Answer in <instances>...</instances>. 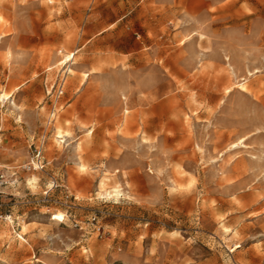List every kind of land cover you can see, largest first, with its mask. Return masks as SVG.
Listing matches in <instances>:
<instances>
[{"label": "rangeland", "instance_id": "obj_1", "mask_svg": "<svg viewBox=\"0 0 264 264\" xmlns=\"http://www.w3.org/2000/svg\"><path fill=\"white\" fill-rule=\"evenodd\" d=\"M0 165V264H264V0H0Z\"/></svg>", "mask_w": 264, "mask_h": 264}, {"label": "built area", "instance_id": "obj_2", "mask_svg": "<svg viewBox=\"0 0 264 264\" xmlns=\"http://www.w3.org/2000/svg\"><path fill=\"white\" fill-rule=\"evenodd\" d=\"M61 52V51H60ZM62 53V52H61ZM75 53L72 52L68 55H66V62H64V65L66 66L65 69L62 71V73L58 76L56 82L49 88L48 94L55 97L56 101L64 94L65 92V83H66V76L68 73V63L71 59L74 58ZM57 108L56 102L54 103L53 107V116L55 115ZM41 155H42V149H37L35 155L33 156L32 160L27 163L24 168L28 170H43L44 165L40 164L41 162ZM10 179L6 173V171L1 167L0 165V221L2 222H13L14 218L12 214L6 213L3 211V204L1 200V195L3 194L2 189L9 184Z\"/></svg>", "mask_w": 264, "mask_h": 264}, {"label": "crops", "instance_id": "obj_3", "mask_svg": "<svg viewBox=\"0 0 264 264\" xmlns=\"http://www.w3.org/2000/svg\"><path fill=\"white\" fill-rule=\"evenodd\" d=\"M74 53H75V52H74ZM69 54H70V53H69ZM75 54H76V53H75ZM74 57H75V55H74ZM64 66H65V65H64ZM65 67H66V66H65ZM65 67H64V68L62 67V71L65 69ZM67 68H68V73H67V76H66L65 91H66V87H67V83H68V77H69V74H70V72H71V70H72V69L70 68V65H69ZM62 71L59 73V75L62 73ZM64 94H65V92H64ZM64 94H63V95H64ZM63 95H62V96H63ZM62 96H61V97H62ZM61 97H60V98H61ZM60 98H59V99H60ZM59 99H58V100H59ZM58 100H57V101H58ZM57 101H56V104H57ZM57 108H58V106H57ZM58 111H59V110H57V112H58ZM41 162H42V164L44 165V168H45V157H44V155H43V149H42V155H41ZM3 189H4V188H3ZM3 189H2V192H3Z\"/></svg>", "mask_w": 264, "mask_h": 264}, {"label": "bare ground", "instance_id": "obj_4", "mask_svg": "<svg viewBox=\"0 0 264 264\" xmlns=\"http://www.w3.org/2000/svg\"><path fill=\"white\" fill-rule=\"evenodd\" d=\"M64 131H65V130L62 129L61 127H57V130H56V136H57L58 138H62L61 141L66 140V139H63V138H65L66 136H69V135H70L68 131H67V132H64ZM104 185H105V182L102 180V182H101V186H104ZM118 193H119V192H118Z\"/></svg>", "mask_w": 264, "mask_h": 264}]
</instances>
